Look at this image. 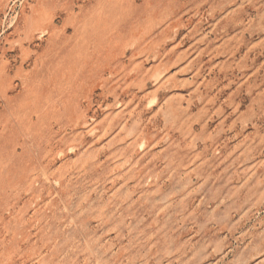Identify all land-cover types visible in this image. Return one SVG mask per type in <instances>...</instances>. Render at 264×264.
Instances as JSON below:
<instances>
[{
    "label": "rangeland",
    "instance_id": "374dc122",
    "mask_svg": "<svg viewBox=\"0 0 264 264\" xmlns=\"http://www.w3.org/2000/svg\"><path fill=\"white\" fill-rule=\"evenodd\" d=\"M0 264H264V0H0Z\"/></svg>",
    "mask_w": 264,
    "mask_h": 264
}]
</instances>
